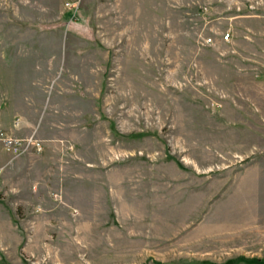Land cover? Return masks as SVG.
I'll return each mask as SVG.
<instances>
[{"label":"rangeland","instance_id":"374dc122","mask_svg":"<svg viewBox=\"0 0 264 264\" xmlns=\"http://www.w3.org/2000/svg\"><path fill=\"white\" fill-rule=\"evenodd\" d=\"M0 203L2 264H264V0H0Z\"/></svg>","mask_w":264,"mask_h":264},{"label":"built area","instance_id":"2783aa9c","mask_svg":"<svg viewBox=\"0 0 264 264\" xmlns=\"http://www.w3.org/2000/svg\"><path fill=\"white\" fill-rule=\"evenodd\" d=\"M69 6L72 8V5H69ZM231 37H232L231 33L227 32L224 35L223 39L228 41V40H230ZM206 43L212 44L213 38L209 37L208 39H206ZM5 141L7 143L8 148L13 153L18 154V155L23 154L24 152H27L31 146L35 152H41L43 149V144L41 143V141L37 140L34 137H30V138H26V139H24V138H21V139L8 138Z\"/></svg>","mask_w":264,"mask_h":264},{"label":"crops","instance_id":"0c3cea01","mask_svg":"<svg viewBox=\"0 0 264 264\" xmlns=\"http://www.w3.org/2000/svg\"><path fill=\"white\" fill-rule=\"evenodd\" d=\"M15 154V153H14ZM13 154V155H14ZM247 155H249V153L247 154ZM8 156V155H7ZM10 156V155H9ZM15 156V155H14ZM43 158H45V159H47L48 157H47V154L45 153V155H43L42 156ZM256 169V166H248L247 167V170H249L250 172H253L254 170ZM0 204H2V203H0ZM3 205V204H2ZM10 219H9V215L8 216H6V217H4V214H2L1 213V210H0V242L1 243H6L5 242V237L7 236V235H9V234H11V235H16V236H18V237H23L22 236V234L21 233H19V232H17V231H15L14 229H13V227H12V229L10 228V226H12L13 224H12V222L11 221H9ZM11 223V224H10ZM7 243H8V241H7ZM4 257L3 256H1V259H0V264H2L1 262H2V259H3Z\"/></svg>","mask_w":264,"mask_h":264}]
</instances>
